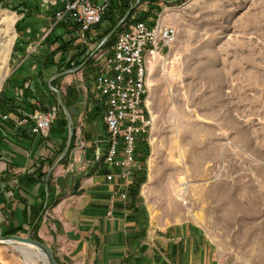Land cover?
<instances>
[{"label": "rangeland", "instance_id": "1", "mask_svg": "<svg viewBox=\"0 0 264 264\" xmlns=\"http://www.w3.org/2000/svg\"><path fill=\"white\" fill-rule=\"evenodd\" d=\"M21 1L0 0V46L12 36L7 58H0L3 90L11 86L17 63L12 54L19 12L13 6ZM24 1L29 7H45L44 0ZM170 1H128L149 6L145 14L132 13L129 22L144 15L147 23L158 20L177 30L168 57L149 67L147 105L153 121L143 139L148 151L139 153L137 163L146 168L139 197L153 225L192 221L204 229L216 246L219 264H264V0ZM41 36L27 44V53H37L46 37ZM51 89L66 107V94L53 84ZM55 105L60 109L56 120H67L59 100ZM2 112L0 107V121ZM97 124L102 132L100 118ZM72 132L65 159L76 145L73 125ZM67 138L68 126L54 159ZM52 163L40 166L37 175L44 178ZM33 175L24 173L19 185H31ZM1 177L0 196L9 201L17 179ZM34 216L11 221L9 213L1 212L0 236L24 237ZM43 216L48 223V206ZM37 230L35 237L53 249L52 241ZM53 251L60 264L77 262L63 250ZM38 252L25 244L1 243L0 264H48Z\"/></svg>", "mask_w": 264, "mask_h": 264}, {"label": "crops", "instance_id": "2", "mask_svg": "<svg viewBox=\"0 0 264 264\" xmlns=\"http://www.w3.org/2000/svg\"><path fill=\"white\" fill-rule=\"evenodd\" d=\"M97 1L107 2L117 14L129 5V0ZM136 4L130 5L131 14L148 11L149 6L144 2ZM60 6L58 0L55 6H28L17 13L19 21L15 35L18 41L12 54V61L17 63L11 86L2 94V114H7L8 119L0 121V175H12L10 181L17 179V185L12 188L9 201L7 196H0V208L3 207L0 214L9 213L11 221L29 220L40 204L42 192L43 206L45 185L48 192L49 183L51 199L55 203L48 207L51 217L48 223L44 222L42 214L37 233L40 237H48L53 249L63 250L69 257L73 255L77 260L75 264H219L215 244L198 224L181 221L163 226L153 225L148 220L147 208L139 193L136 198L130 194L132 174L141 166L134 168L125 179L122 177L124 168L108 167L102 157L95 161L96 154L102 156L104 152L102 140L106 131L103 105L92 85L95 76L104 70L105 55L111 52L116 34L125 28V20L115 31L113 39L105 44L113 34L101 43L104 36L100 40L99 36L106 29L103 22L92 26L83 41L78 25L66 19L52 27L37 47L36 54L26 52L27 44L37 41L42 30L51 27L53 13ZM80 60L82 66L77 71L49 83L51 77L64 71L59 69L69 61ZM52 84L66 94L67 109H77V114L72 115L74 134L85 143L83 151L75 158L71 150L66 159L58 163L59 156L54 157L64 140V129L58 121L60 115L47 138L30 133L29 127L19 120L20 109L48 111L58 104L52 94ZM98 118L102 122V132L97 124ZM51 160L53 163L44 178H38L40 166ZM72 160L73 166L69 168ZM136 163H139L137 157ZM24 173L34 175L32 184L22 188L19 183L24 181ZM107 174H113V178L107 180ZM123 192L127 193L124 199L120 196ZM8 203H11L12 212L7 208Z\"/></svg>", "mask_w": 264, "mask_h": 264}, {"label": "built area", "instance_id": "3", "mask_svg": "<svg viewBox=\"0 0 264 264\" xmlns=\"http://www.w3.org/2000/svg\"><path fill=\"white\" fill-rule=\"evenodd\" d=\"M43 2L47 8L55 6L58 0ZM60 4V8L53 13L51 27L42 30L41 39L54 25L71 19L78 25L80 37L85 41L86 33L101 21L108 8L107 2L97 0H60ZM176 36L177 30L174 26L158 20L153 24L144 20L126 23L125 28L116 34L111 52L105 55L102 63L104 70L94 78L92 88L103 105L106 131L102 140L105 144L104 152L102 156L97 153L95 161L102 157L103 163L108 167L124 168L122 177L125 179L137 167L138 141L147 137L152 127L153 119L147 105L149 67L154 60L162 63L168 57L167 52ZM2 93L0 84V103ZM59 110L58 105L51 106L48 111L20 109L19 120L22 125L29 127L30 133L47 137ZM1 118L7 120L8 115L2 114ZM84 147V141L76 137L73 158ZM72 166L73 160L68 164L69 168ZM112 178L113 174L106 175L107 180ZM126 194L121 193V198L124 199Z\"/></svg>", "mask_w": 264, "mask_h": 264}, {"label": "water", "instance_id": "4", "mask_svg": "<svg viewBox=\"0 0 264 264\" xmlns=\"http://www.w3.org/2000/svg\"><path fill=\"white\" fill-rule=\"evenodd\" d=\"M170 2H173L170 1ZM130 10L128 9L126 11V13L121 17V19L115 24V26L102 38L101 43H103L104 41H106L112 34L115 33V31L122 25V23L124 22V20L129 16L130 14ZM82 66V63L74 68H70V69H66L62 72L56 73L53 77L50 78L49 83L60 77L63 76L65 74H68L70 72H74L77 71L80 67ZM58 100L59 103L62 105V108L65 112L66 118H67V126H68V138H67V142L65 144V147L63 149V151L61 152V154L59 155L56 163H58L60 160H62L70 147V142H71V137H72V125H73V119H72V115L77 114V109L75 107H70L69 109H67L61 99H60V95L58 93ZM55 163V165H56ZM54 168V165L51 167V169ZM50 169V170H51ZM47 178L48 175L46 177V181L47 182ZM47 202H48V192H47V184L45 185V198H44V203H43V207L42 210L40 211L39 215L35 218V220L33 221V223L31 224L30 228L27 230L26 234L24 237L18 236V235H5V236H0V244L1 243H8V242H14L17 244H25V245H30V246H34L35 248H37L45 257L46 261L48 264H58V261L56 259V256L54 254L53 249L47 245L45 242L40 241L38 239L33 238L32 233L34 230V227L36 226V224L39 222L46 206H47Z\"/></svg>", "mask_w": 264, "mask_h": 264}, {"label": "trees", "instance_id": "5", "mask_svg": "<svg viewBox=\"0 0 264 264\" xmlns=\"http://www.w3.org/2000/svg\"><path fill=\"white\" fill-rule=\"evenodd\" d=\"M28 6H30V4L27 3V1H24L23 0L17 6H13V9L16 10L17 12H23L24 9L26 7H28ZM129 6L130 5H126L125 10L124 11H121L120 13L117 14L114 11L115 9L114 8H111V6L108 5L107 10L105 11V13H104V15H103V17H102V19H101V21L99 23H101V22H107L109 26L99 36V40L103 36H105L115 26V24L118 22V20L124 15L125 11H127L129 9ZM130 15H131V12H130L129 16L125 19V23L129 22L128 19H129ZM145 18H146V16L143 15V16H141L137 20H143ZM132 21H135V20H131V22ZM153 23L154 22H152L151 24H153ZM115 34H113L105 44L109 43L113 39V37L115 36ZM87 56L88 55H85V57H87ZM81 62H82V60L75 61L73 63L71 61H69L67 64H65V66H63L61 69H59V71H62L64 69H68V68L75 67V66L79 65ZM2 102H3V96H2V101L0 103V107L2 106ZM60 125L65 130L66 127H67V120L65 118L62 119V121H60ZM147 151H148V145L146 144V142L143 141V140H139L138 143H137V148H136V157L138 158V160H141V159H139V153H142V152L143 153H147ZM64 160H65V158L63 159V161ZM37 177L38 178H42V174L41 175H37ZM145 180H146V168L145 167H142L141 169L135 170L133 172V174H132V185H131V190H130V194H131V197L132 198H136L137 197V195L139 193L140 186H141L142 183L145 182ZM48 192H49V198H48V204H47V206L49 207V206H51V205H53L55 203V201H52V199H51V186L49 185V183H48ZM42 196L44 197V192H42ZM41 209H42V203H41V206L39 207V210L35 214L33 220L29 223V228H30L31 224L33 223L34 219L37 217V215L41 211ZM39 223H40V220L36 224V226L34 227L32 236H33V238L42 241L40 238L35 237V232L38 229ZM19 228H21V226ZM10 234H13V233L10 232ZM58 264H60L59 261H58Z\"/></svg>", "mask_w": 264, "mask_h": 264}, {"label": "bare ground", "instance_id": "6", "mask_svg": "<svg viewBox=\"0 0 264 264\" xmlns=\"http://www.w3.org/2000/svg\"><path fill=\"white\" fill-rule=\"evenodd\" d=\"M8 39L6 40V42H4L3 44H1V46H0V58H2L3 59V61H4V57L5 58H7V53L9 52V50H10V45H11V43H12V36H9L8 35ZM3 61H1L0 63L2 64V62ZM6 69V68H5ZM3 77H4V75L0 78V82L3 80ZM148 184H149V182H148ZM146 186H144V188H145ZM8 243H12V242H8ZM14 243V242H13ZM27 246H29V248L33 251V250H36V251H39L37 248H35L34 246H30V245H27ZM39 253V256H40V258H42V259H44V255L41 253V252H38Z\"/></svg>", "mask_w": 264, "mask_h": 264}]
</instances>
